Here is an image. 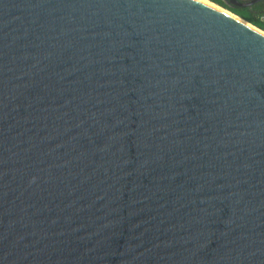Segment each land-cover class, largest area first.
<instances>
[{
	"label": "water",
	"instance_id": "water-1",
	"mask_svg": "<svg viewBox=\"0 0 264 264\" xmlns=\"http://www.w3.org/2000/svg\"><path fill=\"white\" fill-rule=\"evenodd\" d=\"M0 264H264V30L0 0Z\"/></svg>",
	"mask_w": 264,
	"mask_h": 264
},
{
	"label": "trees",
	"instance_id": "trees-1",
	"mask_svg": "<svg viewBox=\"0 0 264 264\" xmlns=\"http://www.w3.org/2000/svg\"><path fill=\"white\" fill-rule=\"evenodd\" d=\"M264 30V0H211Z\"/></svg>",
	"mask_w": 264,
	"mask_h": 264
},
{
	"label": "bare ground",
	"instance_id": "bare-ground-1",
	"mask_svg": "<svg viewBox=\"0 0 264 264\" xmlns=\"http://www.w3.org/2000/svg\"><path fill=\"white\" fill-rule=\"evenodd\" d=\"M202 1H204V2H206V3H208V4H210V5H212V6H214V7H217V8H219V9L223 10L224 12H226V13H228V14L234 16V17H237L238 19H241V18H239L238 16H236L234 13H232L231 11H228L227 9H224V8L221 7V6H218L217 4L211 2L210 0H202Z\"/></svg>",
	"mask_w": 264,
	"mask_h": 264
},
{
	"label": "rangeland",
	"instance_id": "rangeland-1",
	"mask_svg": "<svg viewBox=\"0 0 264 264\" xmlns=\"http://www.w3.org/2000/svg\"><path fill=\"white\" fill-rule=\"evenodd\" d=\"M211 1V0H210ZM211 2H213V1H211ZM213 3H215V2H213ZM215 4H217V3H215ZM218 6H221V5H219V4H217ZM221 7H223V6H221ZM224 8V7H223ZM224 9H226V8H224ZM228 10V9H227Z\"/></svg>",
	"mask_w": 264,
	"mask_h": 264
}]
</instances>
